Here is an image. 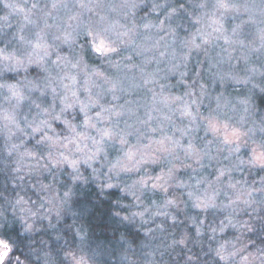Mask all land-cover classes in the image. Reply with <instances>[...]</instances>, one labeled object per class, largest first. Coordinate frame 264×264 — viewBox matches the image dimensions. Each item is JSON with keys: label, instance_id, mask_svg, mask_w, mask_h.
I'll return each mask as SVG.
<instances>
[{"label": "clouds", "instance_id": "1", "mask_svg": "<svg viewBox=\"0 0 264 264\" xmlns=\"http://www.w3.org/2000/svg\"><path fill=\"white\" fill-rule=\"evenodd\" d=\"M0 264H264V0H0Z\"/></svg>", "mask_w": 264, "mask_h": 264}]
</instances>
